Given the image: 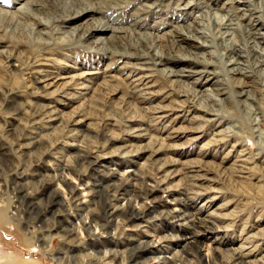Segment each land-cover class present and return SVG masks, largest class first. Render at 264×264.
<instances>
[{
  "label": "rangeland",
  "instance_id": "obj_1",
  "mask_svg": "<svg viewBox=\"0 0 264 264\" xmlns=\"http://www.w3.org/2000/svg\"><path fill=\"white\" fill-rule=\"evenodd\" d=\"M240 1L0 0V264H124L117 254L139 244L133 237L150 244L137 256L130 249L125 264H227L246 237L264 233V42L255 37L264 0ZM85 5L88 16L77 12ZM102 23L109 28L95 29ZM184 43L207 65L169 75L162 66L181 72L193 61ZM59 77L73 82L56 100L40 78ZM51 104L62 118L46 128ZM74 113L85 120L72 124ZM140 127L179 146L151 156L148 139L132 135ZM127 136L134 151L111 152ZM241 148L254 157L248 167ZM167 158L177 162L162 173L180 172L159 184ZM195 160L206 190L190 193ZM256 243L260 256L264 240Z\"/></svg>",
  "mask_w": 264,
  "mask_h": 264
},
{
  "label": "bare ground",
  "instance_id": "obj_2",
  "mask_svg": "<svg viewBox=\"0 0 264 264\" xmlns=\"http://www.w3.org/2000/svg\"><path fill=\"white\" fill-rule=\"evenodd\" d=\"M236 2H238V0H235ZM240 1V0H239ZM241 4H239L238 8L242 11H245L247 9L246 7V1H240ZM184 3V2H183ZM190 1H188L187 3L184 4L183 8H188L190 6ZM264 3V2H263ZM91 4V3H90ZM92 6V5H91ZM152 6V4H151ZM263 6V5H262ZM93 7V6H92ZM88 6V5H85L83 7H81L80 9L77 10V12H79L78 14H81V15H86L88 16V14L90 12H92L91 10H93V8ZM95 10V9H94ZM76 12V11H75ZM241 13V12H240ZM251 16V15H250ZM100 20V19H99ZM94 24V23H93ZM257 27H256V36L255 37H259V40L260 42H264V23H261L260 21L259 22H256L255 24ZM103 28V29H108V24L105 25V23H102L100 25H98L97 27H95V29L97 28ZM90 28V27H89ZM80 29V28H79ZM112 29V27H111ZM75 31L77 30V28L74 29ZM194 30V29H193ZM193 30H190L189 34L190 35H184L183 38L181 40H186L187 39V36L188 37H192L196 35V33L193 31ZM200 30V29H199ZM203 30V29H202ZM74 31V32H75ZM189 31V30H188ZM255 31V30H254ZM92 33V31H91ZM104 33V32H103ZM198 34V33H197ZM205 34V33H204ZM254 36V35H253ZM252 37V36H251ZM252 40V39H251ZM97 41H100L102 42L104 45H106L108 42L106 40V38L104 36H99L98 37V40ZM258 41V42H259ZM255 42V40H254ZM257 42V44H258ZM203 43V41H202ZM262 45V44H261ZM264 45V44H263ZM263 45L261 46V48L263 47ZM108 46V45H107ZM116 46V45H114ZM180 45H178L179 47ZM181 47L185 50H188L190 56H186V57H189L191 59H193L192 62L188 63L187 66L183 67L181 69V72L180 70H177L175 68L172 67H168V65L165 67V66H162V65H166L168 62L165 58V56L163 55V52L160 53V52H156V54L154 55V59L156 61V63H159V64H162L161 66L164 67L163 70L164 71H168L169 72V75L170 74H174V75H196V74H199L200 72H202V68H200L202 64L207 65V62H205L206 60L202 59L199 57V53L196 52V50H194L192 47L191 48H188L189 46L187 44H181ZM194 47V46H193ZM196 47H200V45H197ZM235 47V46H234ZM239 47V46H238ZM237 47V48H238ZM108 48V47H106ZM116 48V47H115ZM236 48V49H237ZM240 48V47H239ZM259 48V46H258ZM109 49V48H108ZM190 49V50H189ZM235 49V48H234ZM235 49V50H236ZM264 49V47L262 48V50ZM261 50V51H262ZM242 51V50H241ZM240 51V52H241ZM178 52V50H177ZM263 52V51H262ZM239 52H237L238 54ZM260 53V52H259ZM168 54V53H167ZM180 54V53H179ZM233 55V53H231ZM150 55V54H149ZM188 55V54H187ZM231 57V56H230ZM230 57H229V60H230ZM264 57V56H263ZM234 58V57H233ZM236 58V57H235ZM238 58V57H237ZM263 59V58H262ZM228 60V61H229ZM260 61V60H259ZM258 62V61H257ZM256 62V63H257ZM241 61L240 59H232L229 61V64H233L229 70L230 71H233V72H237V73H241L242 70H240V67L237 66L238 64H240ZM259 63V62H258ZM146 64V63H145ZM228 64V65H229ZM174 65V64H173ZM143 66V65H142ZM141 66V67H142ZM146 66V65H145ZM154 66V65H153ZM261 66V65H260ZM244 67V66H243ZM264 67V66H263ZM156 68V67H155ZM159 68V67H158ZM180 68V67H179ZM43 69V68H42ZM151 69V67H150ZM245 70V69H244ZM204 71V70H203ZM263 71V69H262ZM86 72V71H85ZM244 72V71H243ZM261 72V71H260ZM83 73V72H82ZM166 73V72H165ZM36 74V73H35ZM87 74V73H86ZM78 75V74H77ZM244 75V74H243ZM44 76V75H43ZM48 76V75H47ZM87 76V75H86ZM45 77V76H44ZM77 78V76H75ZM143 76L139 77V79H142ZM179 77V76H178ZM182 77V76H181ZM42 78V77H41ZM41 82H43V86L45 87V91L44 93H46L49 97H52V98H57L58 95H62V93L65 92L66 88H69V85H72L71 83L73 82V80H67V81H63L62 78L64 80L65 77H62L59 79L56 78L54 80L52 79H41ZM68 78V77H67ZM74 78V77H73ZM175 78V76H174ZM145 79V78H144ZM176 79V78H175ZM241 79V78H240ZM180 80V78H179ZM182 80V79H181ZM80 81V79H79ZM85 81V80H84ZM243 81V80H242ZM63 82V83H61ZM77 82V81H76ZM177 82V81H175ZM244 82V81H243ZM247 82V81H246ZM75 83V82H74ZM82 83V82H81ZM81 83H79L81 85ZM87 83V82H85ZM89 83V82H88ZM245 83V82H244ZM246 84V83H245ZM248 84V83H247ZM78 86V85H77ZM87 86V84L85 85ZM79 87V86H78ZM90 87V86H89ZM70 90V89H68ZM115 90V88H114ZM113 90V91H114ZM222 90V89H221ZM246 90V89H245ZM245 90L243 89L242 91V94L245 93ZM263 90V89H262ZM116 91V90H115ZM248 91V90H247ZM264 92V91H263ZM248 93V92H247ZM69 94V92H68ZM113 94V93H112ZM249 94V93H248ZM63 96V95H62ZM249 96V95H248ZM60 97V96H59ZM56 100H59V98H57ZM126 101V100H125ZM128 102V101H127ZM57 105L56 104H51L45 108H43L42 112H41V117H40V122L46 127V128H51L52 126H54V124L59 121L61 118H62V114L59 113L58 109L56 108ZM153 109V108H152ZM210 109V108H209ZM154 110V109H153ZM160 112V111H159ZM156 116V115H155ZM167 116H169L168 114L166 113H161L160 115H158V117L160 118H166ZM151 117V116H150ZM85 119L84 118H81L78 116L77 113H74L73 115L70 116V122L72 124H78V123H81L83 122ZM164 120V119H163ZM179 128H182V127H179ZM180 129H173L171 132L169 131V133L166 135L165 138H175L178 136V133L177 134H173L175 133L176 131H178ZM191 130V129H189ZM133 132V136L137 137V138H140V139H148L147 140V143H148V146H152L151 147V150H152V155L154 154H157L158 152H160L162 149L166 148V149H169V150H173V149H176L177 146H179L178 144H174V143H170V142H166L167 139H164L165 142H160L159 138H156L154 137V135L149 131V129L147 130L146 128L144 127H140V128H134L132 130ZM222 132V129H219L215 132V134H217V137H218V134L219 136H221L220 134ZM164 138V137H163ZM159 142V146H156V144ZM125 144L121 145L120 147L116 148V149H113L111 152H114L115 154H124V155H127L129 152H132L134 151V148L132 147L131 144L128 143V136L125 138ZM134 145V144H133ZM109 155V154H108ZM107 154H104V155H98V157H106L108 156ZM238 161H241L243 162V166H246L247 163H249L248 165L250 166V162H252L254 160V157L252 155H250V153L245 149V148H241L240 151H239V156L237 157ZM259 158H261V156H259ZM260 161L264 162V159H260ZM177 162L176 159L174 158H167L163 164L161 166H159L158 168V171L159 173H162V171H165V166L169 167V166H172L174 165L175 163ZM193 163H191L192 165V168L191 166H189L191 169H190V175L193 179V183L196 185V188H191L189 185H186L185 186V189L189 190L190 193H199L201 190L205 189L206 188L200 184L199 182H197V178H204L202 177V174L200 173V171H202V167L200 165V160H195V161H191ZM237 162V161H236ZM141 165H144V163H142ZM238 166V165H237ZM242 166V167H243ZM248 167V166H246ZM237 168V167H236ZM241 168V166L239 167ZM251 168V167H250ZM168 170V169H167ZM206 170V169H205ZM237 171V170H236ZM180 172V170L178 169L177 171L173 168H170L168 171L166 172H163L162 174L158 175L156 177V182L159 183V184H164L167 179H168V176H176L178 173ZM240 172V171H239ZM243 172V171H241ZM247 172V171H246ZM245 172V173H246ZM243 174V173H242ZM241 174V175H242ZM244 176V175H243ZM246 176V175H245ZM241 177V176H240ZM191 180V181H192ZM194 187V186H193ZM174 187L169 186L168 189H173ZM187 190V191H188ZM191 190V191H190ZM111 200L114 201V200H119L120 198L118 197V193L115 191V192H112L111 193ZM145 196H142V198H144ZM209 200V199H207ZM111 207L114 208V211H117L118 209H121L122 208V205L117 202H111ZM138 211H142L145 209V205L144 204H140L138 206ZM209 215H212L213 213L212 212H209L208 213ZM216 225V228L218 229H222V228H225L226 225L224 224H218V223H215ZM132 239H138L139 240V244L136 245V246H133L131 249V251L133 252V254L135 256H137L138 252L142 250V248H144L146 245H149L150 244V241H145V240H141L139 237H133ZM258 240H264V233H254V234H251L249 235L248 237H246L235 249H234V255L233 256H228L227 259H226V262L227 264H242V262H246V263H249V264H264V254L260 255L258 254V243L255 244V241H258ZM130 249H127V250H121V252H119L117 254V256L119 258H121V262L122 263H127L128 262V259L130 258L131 255H129V250ZM258 251V252H257ZM113 253H110L108 255V257H110V255H112ZM176 260H180L181 262H183L184 260L182 258H177V257H174V263L175 264H182V263H176ZM83 262L86 261V264H93V263H97L99 262L98 260H90L88 261L85 260L83 258L82 260ZM173 261V260H172ZM106 263L109 262V260H105ZM153 263V262H152Z\"/></svg>",
  "mask_w": 264,
  "mask_h": 264
}]
</instances>
